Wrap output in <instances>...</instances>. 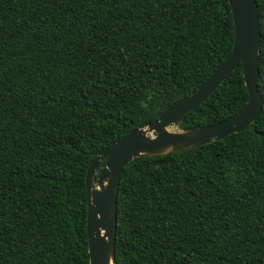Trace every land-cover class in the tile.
Listing matches in <instances>:
<instances>
[{
	"label": "trees",
	"instance_id": "obj_1",
	"mask_svg": "<svg viewBox=\"0 0 264 264\" xmlns=\"http://www.w3.org/2000/svg\"><path fill=\"white\" fill-rule=\"evenodd\" d=\"M256 4L261 114L222 140L127 164L115 264H264ZM233 42L228 0H0V264H90L91 160L197 89ZM247 102L238 65L175 127L214 125Z\"/></svg>",
	"mask_w": 264,
	"mask_h": 264
},
{
	"label": "water",
	"instance_id": "obj_2",
	"mask_svg": "<svg viewBox=\"0 0 264 264\" xmlns=\"http://www.w3.org/2000/svg\"><path fill=\"white\" fill-rule=\"evenodd\" d=\"M228 4L234 42L229 55L210 77L189 95L169 106L156 121L128 132L91 160L85 176L90 264H115L118 188L121 175L130 161L211 144L246 130L261 114L263 99L257 86L260 25L256 0H228ZM238 65L242 67L248 91V102L241 110L214 125L178 129L176 132L168 130L210 98ZM101 161L104 165L99 171Z\"/></svg>",
	"mask_w": 264,
	"mask_h": 264
},
{
	"label": "rangeland",
	"instance_id": "obj_3",
	"mask_svg": "<svg viewBox=\"0 0 264 264\" xmlns=\"http://www.w3.org/2000/svg\"><path fill=\"white\" fill-rule=\"evenodd\" d=\"M168 130L171 131V132H176V131H178V129H177L175 126H171V127H169Z\"/></svg>",
	"mask_w": 264,
	"mask_h": 264
}]
</instances>
